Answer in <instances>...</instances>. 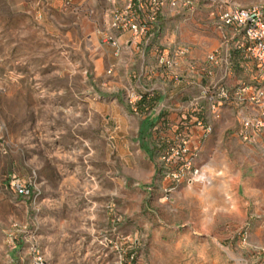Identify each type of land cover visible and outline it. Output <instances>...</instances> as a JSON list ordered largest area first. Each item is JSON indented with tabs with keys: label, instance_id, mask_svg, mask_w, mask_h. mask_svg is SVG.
<instances>
[{
	"label": "rangeland",
	"instance_id": "rangeland-1",
	"mask_svg": "<svg viewBox=\"0 0 264 264\" xmlns=\"http://www.w3.org/2000/svg\"><path fill=\"white\" fill-rule=\"evenodd\" d=\"M91 9L0 0V264H264V131L243 141L227 108L220 143L197 160L208 184L167 194L138 153L140 119L95 75ZM205 20L180 28L194 56L217 46Z\"/></svg>",
	"mask_w": 264,
	"mask_h": 264
},
{
	"label": "built area",
	"instance_id": "built-area-1",
	"mask_svg": "<svg viewBox=\"0 0 264 264\" xmlns=\"http://www.w3.org/2000/svg\"><path fill=\"white\" fill-rule=\"evenodd\" d=\"M99 1L107 4L105 15L108 19V27L101 32L100 41L114 47L115 57L120 55L122 48L130 47V42L119 44L118 33H128L132 40L146 35L147 40L151 30H157L159 37L161 32L168 38L172 36L169 43L166 40L155 46V63L140 65L136 80L160 72L175 85L184 78H191V84L194 76L201 81L203 76L213 77L214 70L219 69L215 78L195 85L197 91L186 104L178 102L175 108H169L167 104L171 100L168 99L167 103L152 109L155 115L164 110L179 116L171 125L169 142L155 159L157 178L167 182L165 192L171 193L181 185L208 184L197 160L224 108L235 112L243 141L248 140L250 132L264 131V2L241 7L225 0H125L119 6L115 0ZM201 12L205 13V23L217 37L216 48L206 53L202 61L194 57L191 47L183 43L180 36L181 26L192 22ZM169 20L173 25L170 34L165 30ZM144 43L149 45L148 41ZM144 60L142 57L143 63ZM235 69L240 72L234 73ZM112 70L113 66L109 67L106 75ZM165 91L153 83L128 82L120 95L137 115V103L144 96L154 100L156 94L168 96ZM8 184L22 199L28 198L32 191L29 184L18 179L12 178Z\"/></svg>",
	"mask_w": 264,
	"mask_h": 264
},
{
	"label": "crops",
	"instance_id": "crops-1",
	"mask_svg": "<svg viewBox=\"0 0 264 264\" xmlns=\"http://www.w3.org/2000/svg\"><path fill=\"white\" fill-rule=\"evenodd\" d=\"M74 4L77 5L79 10H85L87 6H92L90 11L91 14L96 18L94 21V26L97 27L96 31L90 35L91 40L95 41L96 43L100 41L101 32L107 29L108 19L106 15H104L106 19H104L103 24L98 23L97 18L99 16H103V9L107 7V4L103 1H87V0H72ZM125 0H115L117 6L122 5ZM162 23V22H159ZM104 27L102 29L101 27ZM148 34V38L146 40V36L138 40H132L128 33H118L116 37L118 39L119 44H127L130 42V47L122 48L121 53L118 57L114 56V47L110 44H103L100 45V55L99 59L95 61L94 71L96 77H99V81L104 84L107 91L110 93V103L112 104H123L122 99L120 98L119 92L128 82H135L136 84H157L163 90H166L168 96H164L162 94H156L154 100L147 99L145 96L142 98L140 102L137 103V117L140 119L139 126H138V135L142 136L143 143L142 148L138 149V153L142 152L144 156L145 162L151 164V161L155 163V159L157 158L158 154L162 151V149L166 146L167 142H169L172 136L171 125L172 123L176 122L175 114L172 112H166L164 110L160 111L157 115L152 113L153 108L159 107V104L167 103V100L170 99L171 102L168 103L169 108H175L178 102H183L186 104L191 98L192 95H195L196 89L194 88L197 84H204L209 80L215 78L218 75L219 69L217 68L214 70V76L206 78L205 76L202 77V80L195 78L193 82L189 84L191 81L190 79L184 78L182 82L178 85L173 84L167 76L162 75L160 72L153 74V76L145 77L139 81L136 80L137 73L139 71L140 65L148 64L152 66L155 63L154 57V48L155 46L159 45L167 40L169 43L172 40V36L168 38L165 36V33L161 32L159 37V33L155 31H150ZM168 38V39H167ZM159 39V41H158ZM148 41L149 45H146L144 42ZM96 44V48H97ZM192 53V52H191ZM192 56V55H191ZM142 57L145 58V63L142 61ZM199 58V60L204 59V55L194 56ZM102 63V65L100 64ZM104 63V65H103ZM113 66L112 73L110 75H106V70ZM240 71L235 69L234 73H239ZM147 75V74H146ZM165 91V92H166ZM128 110V109H127ZM227 112V108L222 110L221 118L214 122L212 126V133L206 140V142L210 140H217L220 143V135L224 131V127H222V122L225 120V115ZM189 115V114H188ZM189 117V116H188ZM127 118L125 112L121 113V119ZM149 124L152 126L149 128ZM122 130L123 135L125 136L128 130ZM141 133V134H139ZM125 145V144H124ZM219 145L216 146V148ZM203 147V146H202ZM210 148H214L209 145Z\"/></svg>",
	"mask_w": 264,
	"mask_h": 264
},
{
	"label": "trees",
	"instance_id": "trees-1",
	"mask_svg": "<svg viewBox=\"0 0 264 264\" xmlns=\"http://www.w3.org/2000/svg\"><path fill=\"white\" fill-rule=\"evenodd\" d=\"M150 101H151V100H150ZM147 126H148V124H147ZM151 126H152V124H149V126H148V127L150 128ZM139 134H141V133H139Z\"/></svg>",
	"mask_w": 264,
	"mask_h": 264
}]
</instances>
